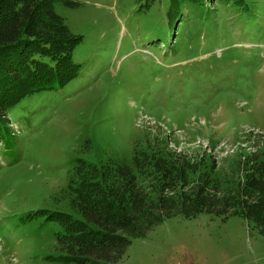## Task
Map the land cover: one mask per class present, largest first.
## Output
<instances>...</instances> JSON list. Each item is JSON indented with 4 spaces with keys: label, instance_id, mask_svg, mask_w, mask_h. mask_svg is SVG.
Returning a JSON list of instances; mask_svg holds the SVG:
<instances>
[{
    "label": "rangeland",
    "instance_id": "obj_1",
    "mask_svg": "<svg viewBox=\"0 0 264 264\" xmlns=\"http://www.w3.org/2000/svg\"><path fill=\"white\" fill-rule=\"evenodd\" d=\"M71 1L56 12L83 39L80 78L23 99L0 135V264H59L46 258L60 255L63 228L34 214L72 213L67 186L80 161L175 154L203 161L227 191L249 157L264 155V0L182 13L170 0ZM117 264H264V235L234 215L177 217Z\"/></svg>",
    "mask_w": 264,
    "mask_h": 264
},
{
    "label": "trees",
    "instance_id": "obj_2",
    "mask_svg": "<svg viewBox=\"0 0 264 264\" xmlns=\"http://www.w3.org/2000/svg\"><path fill=\"white\" fill-rule=\"evenodd\" d=\"M210 1L170 3L173 13H182L186 5ZM61 3L76 5L71 0H0V135L11 125L9 111L23 99L66 88L81 76L74 52L83 39L56 12ZM263 158L249 157L244 178L227 191L201 170L203 161L195 165L175 154L135 152L132 166L115 160L98 166L80 161L67 186L72 213L34 214L47 215V221L63 228L57 240L60 255L46 259L59 264H117L135 240L146 238L165 221L202 214L237 216L264 235Z\"/></svg>",
    "mask_w": 264,
    "mask_h": 264
}]
</instances>
